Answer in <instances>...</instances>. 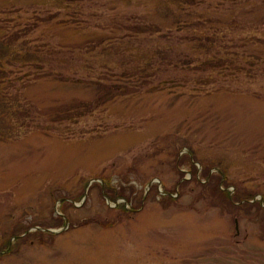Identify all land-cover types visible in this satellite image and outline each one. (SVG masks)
<instances>
[{"label":"rangeland","instance_id":"obj_1","mask_svg":"<svg viewBox=\"0 0 264 264\" xmlns=\"http://www.w3.org/2000/svg\"><path fill=\"white\" fill-rule=\"evenodd\" d=\"M71 1L78 11L0 0V219L33 224L0 264H264V69L239 82L224 63L202 64L206 77L193 69L188 81H152L138 64L160 53L180 5ZM185 1L198 13L208 3ZM220 2L264 39V0ZM178 46L171 38L161 55L174 58ZM8 61L31 64L15 75ZM105 179L131 203L111 199ZM237 191L250 200H230Z\"/></svg>","mask_w":264,"mask_h":264},{"label":"trees","instance_id":"obj_2","mask_svg":"<svg viewBox=\"0 0 264 264\" xmlns=\"http://www.w3.org/2000/svg\"><path fill=\"white\" fill-rule=\"evenodd\" d=\"M177 1L163 0L165 5H167V3H170L172 5H180L183 11L175 14L173 21L169 22L171 24L172 29L173 27H175L174 31L169 30V33L165 32L162 37H158L157 47L155 48L154 51L160 49V53L158 54L157 51V53L154 55L153 58L148 57L149 60L145 62L149 64L147 65L138 64L139 65L138 69H140V74H141L140 76L142 77L153 76L154 78L152 79V81L158 80L159 83L161 82L170 83L171 81L174 80V77L178 80L188 81V79L184 76L185 71L199 69V73L197 77L198 78L206 77L207 75H205V73L208 71L209 74L210 70H207V66L203 67L202 64L209 65L213 63L215 64V67H218L220 66V64L224 63L222 69L228 68L229 73L232 76H234L233 77L234 81H239V80H240L239 82L244 81L241 80V77L239 75L241 73L246 75L249 74V76H251L252 78V79L249 78V81H255L254 78L256 72L253 71L264 69V39L256 35L249 34L248 27H245V25H243L240 20V16L243 15L242 11L239 12V15L237 14L233 15L232 3L223 4L222 2L225 3L226 1L220 2V0H218L216 1L217 3L214 4L215 6H213L212 2L207 0L208 3H206V5L204 6L205 9L204 10L202 9L200 13H198L197 11L194 10L196 6L195 1H191V2L185 0L182 1L180 0L178 2ZM53 2H55L56 6L58 7L57 13H60V11H64V10H72V12L78 11L77 7L75 8L71 7L73 3L71 0H56V1L49 0L48 4L53 5ZM186 4L189 7V10L187 12H186ZM224 5L231 7L230 15L228 12H226V10H229L228 7L224 9H220ZM74 16L76 17V15ZM68 18H70L74 22L75 20H77V17L76 19H73L72 16ZM71 20L61 19L62 23H66V25ZM161 24L163 27L166 26L164 22H162ZM143 33H146V31H143ZM100 38H102L101 41L104 42L106 41L105 37H100ZM122 38L123 37H120V39ZM171 38H173L178 43H180V46H178L177 48H180L181 46L183 47V49L180 52H178L174 58H171V56L168 58L166 56L161 55L162 50L164 49L166 50ZM195 40L198 41L197 45H195L196 42ZM88 43L89 42H87L86 44ZM107 48L105 49L106 51L105 53H111L109 52L110 50H108ZM38 52H40L38 47H31V48L28 47L24 51V54H33L37 58H39ZM85 52L88 53L89 51H85ZM20 53L21 50L18 51V54ZM42 54L41 57L44 56L45 51ZM92 54L93 52L89 53V55ZM78 55L80 54H76V55L72 54L71 65L73 68H75L74 66L77 65L74 64V58L75 60L76 59L80 60V58H78ZM85 58L87 57L85 56ZM165 61H168L167 64H164ZM154 62H157L158 67L153 66L155 65ZM37 63L39 65L40 62ZM6 64H9L10 66V70H8V73L18 75L21 74V72L24 71V68H27L31 63L24 61V62H19L18 64H14L8 61V63ZM104 65L106 66V64ZM109 68L110 70L114 69V67H109ZM173 70H174V75H172ZM124 74L132 75L130 72H126V73L124 72ZM119 75H123V73L121 72ZM13 80H14L13 82L16 83L17 82L16 80H19V78L16 79L14 78ZM1 82L2 80H0V110L2 111V116L6 119L5 116L6 105L4 107L3 105L4 102H2L4 100L3 98L6 97V91H5V86H3ZM211 82H216V80ZM174 83L185 85L184 82H174ZM198 83L199 82H197V84ZM199 84H201V86L204 85L202 83ZM197 88L199 87L198 86L194 87V89ZM1 96L3 97L1 98ZM21 112L24 113L25 111H21ZM207 176H208V172H206L205 174V177ZM225 176L226 173L219 170L218 180L222 181L223 179H225ZM209 178L212 179L213 175H210ZM223 182H225V180H223ZM102 188L103 190H105V192H107L108 195L111 194L113 195L110 196L111 199H116L117 197L121 196L125 198L126 203H131V198L129 195L126 194L124 188L122 190H119L115 186L110 185L109 179H105V184L103 185ZM222 192L223 193L225 192V194L229 196L230 192L228 190H224ZM237 192H238L237 194L241 193L240 191ZM241 194L242 195H235L234 199L233 197L232 198L229 197V198L230 200L232 199L236 201H243L244 198H248L246 202L250 200L251 194H249V192L248 193L242 192ZM249 204L254 206H258V205L261 206V204H257V205L253 203H249ZM123 208L126 209L125 205L123 206ZM49 234H53V233L49 231Z\"/></svg>","mask_w":264,"mask_h":264},{"label":"flooded vegetation","instance_id":"obj_3","mask_svg":"<svg viewBox=\"0 0 264 264\" xmlns=\"http://www.w3.org/2000/svg\"><path fill=\"white\" fill-rule=\"evenodd\" d=\"M31 107L36 108L34 104L31 105ZM39 109H41V108H39ZM35 113H37V112H35ZM39 115H40V113H39ZM10 119L12 120L13 123H16V120L13 118V116L10 117ZM24 120H27V119L24 118ZM4 125H7V122H6V119L2 116V111L0 110V138H1V135L3 132V128L6 127ZM27 126L31 127L30 124H28ZM8 219L10 220V215H8ZM3 220L5 221V218H3ZM32 226H33V224L31 222H21L20 220H18L16 223H15V221H11L10 223L8 221L7 223H5V222H1V219H0V260L5 258L4 256L6 254L8 255L9 252H11V248H12L11 242L13 239L14 240H16V239L22 240L23 239V241H24V239L28 238V236L30 234H32V230H31ZM46 228H48V227H46ZM49 229L50 228L45 229V230L50 231L52 233L55 232V231H53V229H50V230ZM42 230H43L42 227H37L35 232L41 233L40 231H42ZM56 233H59V232H56Z\"/></svg>","mask_w":264,"mask_h":264},{"label":"water","instance_id":"obj_4","mask_svg":"<svg viewBox=\"0 0 264 264\" xmlns=\"http://www.w3.org/2000/svg\"><path fill=\"white\" fill-rule=\"evenodd\" d=\"M238 224V223H237ZM62 229H60V230H53V231H55V232H60Z\"/></svg>","mask_w":264,"mask_h":264}]
</instances>
